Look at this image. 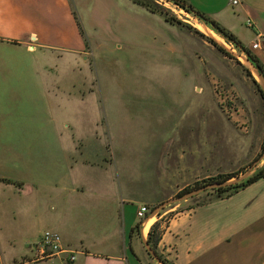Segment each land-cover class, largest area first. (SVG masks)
Masks as SVG:
<instances>
[{"label": "rangeland", "instance_id": "1", "mask_svg": "<svg viewBox=\"0 0 264 264\" xmlns=\"http://www.w3.org/2000/svg\"><path fill=\"white\" fill-rule=\"evenodd\" d=\"M157 2L182 24L131 1L65 0L42 11L39 25L26 32H34V39L13 27L3 32L9 40L0 41L3 83L24 86L23 105L26 112L35 108V131H72L79 148L74 158L87 157L89 150L90 162L107 165L100 176L103 188L114 181L115 197L119 188L134 186L148 196L142 179L153 164H167L171 176L176 169L204 165L215 150L222 156L226 141L208 134H248L251 143L264 130V97L243 53L209 27L214 35L198 29L203 23L191 13ZM30 93L39 100L33 106ZM203 175L189 179L188 186ZM103 188L84 195L105 198ZM208 198L203 192L168 206Z\"/></svg>", "mask_w": 264, "mask_h": 264}, {"label": "crops", "instance_id": "2", "mask_svg": "<svg viewBox=\"0 0 264 264\" xmlns=\"http://www.w3.org/2000/svg\"><path fill=\"white\" fill-rule=\"evenodd\" d=\"M119 1L128 4L131 0ZM185 1L229 30L264 70V0H237L236 4L232 0ZM64 2L0 0V41L9 40L3 32L13 27L34 39V32H26L39 25L42 11L51 5L62 7ZM255 42L259 46L253 48ZM27 48L34 49V45L28 43ZM5 75L0 70V264H40L31 260L33 244L45 230L59 233L63 245L77 250L74 264H157L148 257L139 229L131 232L139 222L137 209L145 205L150 211L195 176L204 174V179L238 171L261 150L262 129L251 143L245 137L248 134H208L209 139L226 141L222 156L216 157L214 148L204 165L176 169L171 176L167 164H153L142 179L148 196L134 186L126 191L119 188L115 197L114 181L103 188L100 176L108 166L90 162L89 150L87 157L74 158L79 148H74L72 131L51 135L35 131V108L26 112L23 105L24 86L3 83ZM31 93L28 101L33 106L39 100ZM263 163L260 158L257 168ZM100 188L107 197L87 196ZM202 202L192 207L167 206L153 218L150 224L160 220L163 228L158 252L174 264H264V178L228 197L209 195Z\"/></svg>", "mask_w": 264, "mask_h": 264}, {"label": "trees", "instance_id": "3", "mask_svg": "<svg viewBox=\"0 0 264 264\" xmlns=\"http://www.w3.org/2000/svg\"><path fill=\"white\" fill-rule=\"evenodd\" d=\"M131 1L134 4H137V5L145 8L147 11H149L151 13L159 14L160 16H162L164 18V20L166 22H169L171 24H174V23L182 24L181 21L177 20L176 18H174L172 16H169L167 14V12L164 10V8L161 6V4H159L157 2V0H131ZM167 1L177 5L179 8L183 9L187 13H191L193 16L197 17L200 21H203L213 31L220 32L226 38V40L228 42H233V45L236 48L240 47L242 51H244L245 53H248V59L253 63L254 66L258 67V69L264 75V70H263L262 66L260 65L259 61L253 55H251L249 50L247 48H245L229 30L220 26L217 22H215L211 18L207 17L205 14L195 10L185 0H167ZM196 32L200 33L197 30H196ZM200 34H202V33H200ZM208 40L212 44L217 46L216 43L212 39H208ZM218 48L222 50L221 47H218ZM247 74L251 77V74L249 73V71H247ZM252 81L257 86V83L255 82V79L253 77H252ZM258 90L262 96L261 90L260 89H258ZM262 98H263V96H262ZM263 102H264V98H263ZM262 151H264V142L262 143V146H261V152ZM260 155H261V153H259L253 161H255L256 159H259ZM247 166H249V165H247ZM246 167L240 168L238 171H235V172H230V173H225V174L220 173V174H217L215 176H211V177L202 179L201 181H196L193 185L186 186L183 189H181L180 191H178L176 195L183 194V193H185L191 189L197 188L199 186H203V185L211 183V182H221V181H225L227 179H230L232 177H235L238 174H240L241 172H243V170H245ZM260 178H264V163L261 167L257 168L249 177L245 178L241 182H238V183L230 185V186L209 190V191H206L205 193L208 195H213V196H217V197H228V196L236 193L237 191L243 189L244 187L248 186L249 184L255 182L256 180H258ZM193 198H191V199H193ZM202 203L203 202H195V204L190 205L189 207H192L195 205H200ZM155 206L156 205H152L150 207V210L155 208ZM140 222L141 221L137 222L135 224V226L132 228V230H131L132 233L134 231H136V232L138 231ZM162 232H163V228L161 227L160 220H156L155 222H153L151 224V226L148 230V233H147L146 240H147L148 244L151 246V248L157 253L159 258L164 262V264H174L173 262L166 259L157 250V244L160 240ZM147 255L149 256L150 259H152L148 253H147Z\"/></svg>", "mask_w": 264, "mask_h": 264}, {"label": "water", "instance_id": "4", "mask_svg": "<svg viewBox=\"0 0 264 264\" xmlns=\"http://www.w3.org/2000/svg\"><path fill=\"white\" fill-rule=\"evenodd\" d=\"M162 1L169 2L167 0H162ZM169 3H171V2H169ZM200 22H202L203 25H205L208 28V26L203 21H200ZM215 33L218 36H220L222 39H224L226 42H228L226 40V38L220 32H215ZM228 43H230V44L233 45V42H228ZM263 45H264V40H263ZM223 48H225V47H223ZM237 48H238V50L241 53H243L242 54L243 56L242 55H240V56H242L244 58L245 62L248 63V66L250 67V69L252 70L253 74L258 79V83H257L256 80H255V82L259 86V89L261 90L262 95L264 97V75L261 73V71L258 69V67L254 66L253 63L248 59V53H245L244 51H242L240 47H237ZM260 158H264V152H263V154H262V156ZM260 158L259 159H256L255 161H253L251 165L247 166V168L245 170H243V172H241L240 174H238L235 177H232L230 179H227V180L221 181V182H211V183L205 184L203 186H199L197 188L191 189V190H189V191H187V192H185L183 194L176 195V196H174V197H172V198H170V199H168L166 201H163L162 203L157 204L155 206V208H153L152 210H150L149 213H148V215L144 217V219L140 222V225H139V231H140V235H141L142 245H143L145 251L150 255V257L157 264H164V262L159 258V256L157 255V253L148 244V242H147V240H146V238L144 236V233H143V223L145 221L151 219L152 217H157L159 215V212L164 207H166L168 205H171V204H174V203H179L181 201L189 200V199H191V198H193L195 196H198L199 194H201L203 192H206V191H209V190L218 189V188H221V187H226V186H230V185L236 184L238 182H241L245 178L249 177L257 169V167L259 165V162H260Z\"/></svg>", "mask_w": 264, "mask_h": 264}, {"label": "built area", "instance_id": "5", "mask_svg": "<svg viewBox=\"0 0 264 264\" xmlns=\"http://www.w3.org/2000/svg\"><path fill=\"white\" fill-rule=\"evenodd\" d=\"M233 4L237 3V0H232ZM248 26L251 22L248 21ZM259 46L258 42L252 44L255 48ZM149 209L145 205H141L137 211L136 216L139 221H142ZM144 233V232H143ZM145 235V234H144ZM77 259V250L65 246L62 243L59 233L52 230H45L38 240L33 244V257L34 263L40 264H74Z\"/></svg>", "mask_w": 264, "mask_h": 264}, {"label": "bare ground", "instance_id": "6", "mask_svg": "<svg viewBox=\"0 0 264 264\" xmlns=\"http://www.w3.org/2000/svg\"><path fill=\"white\" fill-rule=\"evenodd\" d=\"M196 25L198 26V29H200V30H205L207 33H210V34H213V35H214V33H213L210 29H208L205 25H203V24H201V23H197ZM151 221H152V219H149V220H147V221H145V222L143 223V232H144V233H145L146 230L148 229V227H149Z\"/></svg>", "mask_w": 264, "mask_h": 264}]
</instances>
